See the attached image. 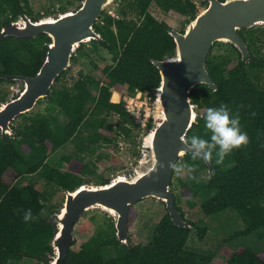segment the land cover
I'll list each match as a JSON object with an SVG mask.
<instances>
[{
    "label": "trees",
    "instance_id": "16d2710c",
    "mask_svg": "<svg viewBox=\"0 0 264 264\" xmlns=\"http://www.w3.org/2000/svg\"><path fill=\"white\" fill-rule=\"evenodd\" d=\"M82 1L78 0L77 7ZM198 2L208 6L200 0H125L117 15L119 18L104 11L95 25L101 39L93 41L112 58V64L101 70L102 78L80 73L71 86L63 85L60 90L53 86L43 109L22 115L26 119L24 124L12 125L13 136H2L0 131V264H19L25 259L51 264L55 257L52 241L58 231L57 215L61 210L47 213L46 196L31 185L19 187L16 181L39 175L65 192H73L84 185L86 176L95 175L96 164L87 162L86 153L99 144L114 145L116 128L129 137L136 125L126 103L112 101L113 91L125 95L141 92L155 99L161 74L152 60L162 61L175 55L176 43L169 33L171 27L166 21L157 19L150 8L155 4L165 13L189 18L191 23L199 15ZM24 16L34 22L39 20L31 0H0V20H6L4 27ZM258 29L239 31L252 55L247 61L240 54L238 61L231 56L213 55L212 51L220 44L216 43L206 68L217 91L201 84L191 93L199 117L186 139L192 135L208 139L211 133L204 121L207 109L222 104L232 114L239 115L241 129L249 138L246 146L233 150L219 164L213 153L211 171L203 159L193 160L192 154L181 158V163L194 165V171L187 179L174 171L176 183L172 182V187L177 186L179 191L176 209L193 229L176 226L166 212L155 226L149 242L133 245L117 239L112 221L99 227L80 250L70 248L66 264H214L212 256L187 249L193 230H197L200 240H204L209 228L186 219V211L180 204L183 198L187 199L189 210L196 208L197 201L203 198L201 209L207 218L234 211L244 229L229 237L228 242L264 228V57L254 53L262 36L257 35ZM50 42L45 34L30 39L6 37L1 40L0 88L4 84H17L6 77H35L44 64ZM23 56L27 61L22 59ZM92 65L99 70L96 63ZM67 72H63L55 84H60ZM91 87L97 89V95L92 93ZM2 103H6L5 98ZM59 110L65 116V122L56 116ZM112 115L118 118L115 126L107 123ZM84 124L95 128L96 132L80 137ZM148 126L152 128L153 120ZM74 139L80 140L76 151L62 157L67 169L63 171L50 164V156ZM205 171L207 177L203 178L201 175ZM108 183L110 180H105L101 185ZM134 205L130 208V227L138 217ZM27 209H31L35 219L25 222L23 213ZM226 264H264V251L253 252L241 247L231 254Z\"/></svg>",
    "mask_w": 264,
    "mask_h": 264
},
{
    "label": "water",
    "instance_id": "95a60500",
    "mask_svg": "<svg viewBox=\"0 0 264 264\" xmlns=\"http://www.w3.org/2000/svg\"><path fill=\"white\" fill-rule=\"evenodd\" d=\"M115 1L83 0L80 7L58 16L42 17L36 22L24 16L0 30V41L6 37L30 39L42 34L51 39L44 64L35 77H6L23 88L14 99L0 106L2 136H13L16 119L32 112L48 97L57 78L71 67L74 54L83 44L101 39L95 25ZM200 1L208 4L206 10L184 32L169 29L176 43L175 55L162 61L152 60L161 74V85L155 91L157 111L143 143L139 167L133 175L118 176L108 184H84L66 192L64 206L57 215L58 231L52 241L55 257L51 264L67 263L68 251L76 242L75 227L90 208L101 207L115 216L116 236L123 244L131 242V206L149 198L166 205L176 226L193 229L176 209V195L172 191L174 169L170 167L195 151L186 143L187 134L199 117L191 93L201 84L217 91L206 68L216 43L233 45L247 61L252 55L239 31L264 26V0ZM204 161L211 171V159Z\"/></svg>",
    "mask_w": 264,
    "mask_h": 264
},
{
    "label": "rangeland",
    "instance_id": "374dc122",
    "mask_svg": "<svg viewBox=\"0 0 264 264\" xmlns=\"http://www.w3.org/2000/svg\"><path fill=\"white\" fill-rule=\"evenodd\" d=\"M124 1L125 0H116L114 3L108 6L105 11L115 14L116 16L119 15V12L124 5ZM31 4L35 11V17L41 19L42 17L46 16H58L60 13L76 8L78 5V0H31ZM198 5L199 13H203L207 8V5L202 6L199 2ZM150 12L157 19L160 21H166L170 27L180 32L185 31L190 23L189 18L181 17L178 14L172 12L165 13L155 4L150 8ZM5 21V19L0 20V30L4 27ZM254 28L257 29V27ZM258 28L257 35L262 34V36H260L261 40L257 42L258 44L254 50V53H256L259 57H264V26H260ZM212 54L216 56H231L235 61H238L239 59L238 53L229 44L224 43L217 44L212 51ZM22 59L27 61L26 56H23ZM92 63H96L99 67V70L94 69ZM110 64H112V58L110 54L107 50L99 46V44L96 42L83 44L74 54L72 65L67 70L68 72L62 79V82L60 84L54 85L55 90H60L63 85L71 86L75 79L79 77L80 73L92 75L98 79H101V70ZM262 82L264 83L263 77ZM22 88L23 87L21 84H4L0 88V102L2 103L4 98L6 102L14 99L16 92L19 89L22 90ZM91 91L94 95L98 94L97 89L94 87H91ZM120 94L122 95V100L120 96L117 102L120 100L125 102L124 99H126L125 103L127 106H129L127 101L130 100V96L125 95L123 92H120ZM134 99L135 101L131 104L130 111H132V115L136 119V125L132 129L131 135L129 137H125L122 133H120L119 129L116 128L114 130V135H117V137L116 143L114 145L99 144L95 146L92 151L86 153L85 159L87 162L96 164L97 168L95 175L86 176L84 178V184L87 186L101 185L105 180L112 181L121 175L131 176L134 174V170L139 167L140 161L143 157V143L151 130V127L148 125L150 120H153V117L156 115L157 105L156 99L150 95L141 94L139 98L136 96ZM45 106L46 99H43L37 104L36 108L27 115L36 113ZM56 116L61 122H65L66 118L62 111L59 110ZM104 116L105 114L102 115V117ZM25 122L26 119L20 117L16 119L13 125L18 126L24 124ZM117 122V116L112 115L108 117L107 123L115 126ZM95 132V128L84 124L80 129V137L93 135ZM79 143L80 140L74 139L62 149L52 154L49 160L50 164L65 171L68 165L62 161V157L70 155L76 151ZM180 163L181 161L178 162V164ZM192 174L193 172L189 174L187 171H184L181 174V178L187 179ZM201 176L206 178L207 171L203 172ZM172 182L176 183L175 177L173 178ZM15 184L19 187L31 185L40 190L47 198V213L60 211L64 206L66 192L63 189L40 178L39 175L21 178L17 180ZM172 191L175 193V195H179L177 186H173ZM197 202L198 206L193 210L188 209L187 199L183 198L180 204L186 211V219L197 223V225L202 228L207 226L209 228V232L204 240H200L197 230H193L188 241L187 249L212 256L214 258V264H226L231 254L241 247L247 248L253 252L264 251V228L248 237L228 242L229 237L244 229L242 220L234 211L231 210L207 218L201 209L203 198H200ZM134 209L137 211L138 217L134 224L130 227V241L133 245L147 244L155 226L167 212L166 205L160 200L149 198L136 203L134 205ZM112 221L116 222L115 216L101 207L90 208L87 210L75 227L74 234L76 242L72 249L75 251L80 250L81 246L97 232L99 227ZM107 258H109L108 255ZM19 264L42 263L25 259Z\"/></svg>",
    "mask_w": 264,
    "mask_h": 264
},
{
    "label": "clouds",
    "instance_id": "9594fccd",
    "mask_svg": "<svg viewBox=\"0 0 264 264\" xmlns=\"http://www.w3.org/2000/svg\"><path fill=\"white\" fill-rule=\"evenodd\" d=\"M120 96L122 100V95L120 94ZM204 121L206 129L211 133L210 137L205 139L192 135L186 141L187 146L195 150L191 155L193 160L198 158L210 160L213 153H215L216 163L219 164L226 155L230 154L233 150L246 146L249 142L248 134L241 129L239 115L232 114L226 105L209 107ZM170 167L174 169L177 175H181L184 171H187L189 174L194 171V165L183 162L180 164L172 163ZM23 219L25 222L35 219L31 209L24 211Z\"/></svg>",
    "mask_w": 264,
    "mask_h": 264
},
{
    "label": "built area",
    "instance_id": "2783aa9c",
    "mask_svg": "<svg viewBox=\"0 0 264 264\" xmlns=\"http://www.w3.org/2000/svg\"><path fill=\"white\" fill-rule=\"evenodd\" d=\"M109 15H111V16H113V17H115V18H119L118 16H116L115 14H112V13H108ZM141 94L142 93H138V94H136V95H130V97H129V101H127V103H129V106H127V108L130 110V106H131V104L135 101V99H134V97H136V96H138V98L141 96ZM143 95V94H142ZM127 98H128V96H127ZM125 100V102H126V99H124ZM131 113H132V111H131ZM136 120V119H135ZM138 120H139V118H138Z\"/></svg>",
    "mask_w": 264,
    "mask_h": 264
},
{
    "label": "bare ground",
    "instance_id": "6f19581e",
    "mask_svg": "<svg viewBox=\"0 0 264 264\" xmlns=\"http://www.w3.org/2000/svg\"><path fill=\"white\" fill-rule=\"evenodd\" d=\"M119 97L120 96L118 94H113L112 101L117 102L119 100Z\"/></svg>",
    "mask_w": 264,
    "mask_h": 264
},
{
    "label": "crops",
    "instance_id": "0c3cea01",
    "mask_svg": "<svg viewBox=\"0 0 264 264\" xmlns=\"http://www.w3.org/2000/svg\"><path fill=\"white\" fill-rule=\"evenodd\" d=\"M113 94H118L120 96V93L119 92H116V91H113Z\"/></svg>",
    "mask_w": 264,
    "mask_h": 264
},
{
    "label": "flooded vegetation",
    "instance_id": "af4514ba",
    "mask_svg": "<svg viewBox=\"0 0 264 264\" xmlns=\"http://www.w3.org/2000/svg\"><path fill=\"white\" fill-rule=\"evenodd\" d=\"M237 51H238V50H237ZM238 52H239V51H238ZM238 52H237V53H238ZM238 54H240V52H239ZM240 55H241V54H240Z\"/></svg>",
    "mask_w": 264,
    "mask_h": 264
}]
</instances>
